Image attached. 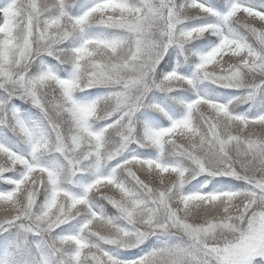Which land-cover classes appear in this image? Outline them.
<instances>
[{"label":"snow or ice","instance_id":"obj_1","mask_svg":"<svg viewBox=\"0 0 264 264\" xmlns=\"http://www.w3.org/2000/svg\"><path fill=\"white\" fill-rule=\"evenodd\" d=\"M0 264H264V0H0Z\"/></svg>","mask_w":264,"mask_h":264}]
</instances>
